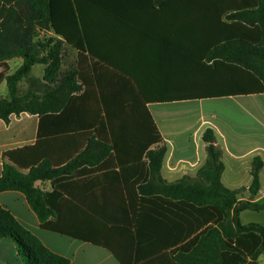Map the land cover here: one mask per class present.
I'll list each match as a JSON object with an SVG mask.
<instances>
[{"label": "trees", "instance_id": "obj_1", "mask_svg": "<svg viewBox=\"0 0 264 264\" xmlns=\"http://www.w3.org/2000/svg\"><path fill=\"white\" fill-rule=\"evenodd\" d=\"M245 10L248 16L242 15ZM263 11L264 0H0V83L6 82L9 94V99L0 98V119L8 123L12 114L21 112L39 116L36 142L3 152L0 192H21L41 227L83 235L111 250L120 264H256L264 253V226L241 224L238 214L247 208L264 210V202L252 200L259 192L262 160H252L251 199L239 200L241 190L221 183V151L209 128L203 134L207 159L199 171L205 181L167 182L159 173L166 147L149 149L161 136L145 104L264 92V60H259L264 31L257 23ZM148 14L171 24L174 38L192 41L180 46L184 54L178 58L195 66L197 78L188 81L183 73H168L173 62L164 63V56L145 64L144 41L142 46L130 45L140 44L134 27ZM41 29L53 35L34 40ZM65 43L77 50V61L58 77ZM225 44L258 54L259 65L225 56ZM16 57L22 63L9 73L6 61ZM127 58L132 67L121 65ZM35 64L46 65L41 78L31 73ZM99 64L118 75L103 77ZM22 78L38 86L23 100L16 95ZM185 83L189 92H170ZM129 120L142 122L139 141L132 144L137 158L118 154L116 125ZM97 171L107 172L114 192L118 183L125 186L128 217L110 222L98 211L78 208L90 216L88 222L58 221L66 207L56 185ZM36 180H50L54 189L42 191ZM121 226L132 241L131 252L118 253L110 244L111 234ZM4 237L21 247L23 264H69L0 205V239Z\"/></svg>", "mask_w": 264, "mask_h": 264}, {"label": "crops", "instance_id": "obj_2", "mask_svg": "<svg viewBox=\"0 0 264 264\" xmlns=\"http://www.w3.org/2000/svg\"><path fill=\"white\" fill-rule=\"evenodd\" d=\"M152 11L153 9H149V12ZM232 12L234 11L224 14L222 20H227V16ZM260 13L262 14L258 13L257 16L262 23H257L264 31V11ZM242 15L248 16L249 10L242 11ZM163 19L149 16L143 24L134 27L137 31L136 39L140 41V44L132 41L130 45L142 46V41H144L143 45L147 48L145 64H154L155 59L164 56V63L169 65V62H173V68L168 73L173 75L183 73L188 81L197 78L195 66L181 57L178 58L184 54L179 50L180 46L192 45V41L174 38L170 33L172 25L164 22ZM47 32L53 35L52 32ZM228 46H233V44H225L223 47ZM74 50L75 61H77V50ZM169 56L172 58L169 59ZM14 60L19 61L18 65L22 63L20 57L8 59L6 62L9 69L10 63ZM132 63L131 58L121 61L124 67H129ZM99 69L103 77L114 76V73L118 75L116 72L102 69L100 64ZM179 86V90L182 91L170 92L183 94L190 91V89L187 90L189 83ZM145 107L161 136V141L150 145L149 149L162 145L166 147L159 171L163 179L167 182L180 179H187L191 182L199 181V171L207 159L203 134L210 128L214 134V145L221 151L220 160L223 170L220 180L223 186L231 190H241L238 195L239 200L251 199L248 187L252 182V160L254 157H259L263 162L259 172L260 188L252 200L259 203L264 202V92L149 102L145 104ZM117 123L116 134L118 136L120 134L118 154L121 158L132 156L137 158L138 150L132 148V144L139 141L142 122L129 120ZM144 126L147 128L146 120ZM38 131L39 116L36 114L28 112L12 114L8 123L0 119V174L3 152L34 144ZM123 131L124 137H122ZM142 158H145L144 153ZM113 170L118 172L119 168L115 167ZM105 173L107 172L97 171L56 185V189L63 193L62 201L66 207L58 221L65 224L88 222L90 216L83 214L78 208L98 211L110 222H122L128 217L130 213L126 193H124L126 192L125 186L118 183L114 192ZM130 180L131 177L128 182ZM34 185L45 192H51L54 189L50 180H36ZM243 193H246L245 196ZM0 205L7 209L47 250L67 259L69 264H120L111 250L87 241L83 235L82 237L73 236L41 227L36 214L28 205L25 196L19 191H1ZM71 209H76V211L72 212ZM238 218L241 224L257 223L264 226V210L243 209L239 212ZM49 220L55 221L56 217H49ZM124 229L123 226L121 229L117 227L116 233L110 236V244L118 253L131 252L132 249V241L130 236L129 239L126 236L128 232L122 231ZM146 248L147 245L144 253L147 251ZM22 253L21 247L11 238L0 239V264H23ZM256 262V264H264V253L257 258Z\"/></svg>", "mask_w": 264, "mask_h": 264}, {"label": "rangeland", "instance_id": "obj_3", "mask_svg": "<svg viewBox=\"0 0 264 264\" xmlns=\"http://www.w3.org/2000/svg\"><path fill=\"white\" fill-rule=\"evenodd\" d=\"M38 29V28H37ZM37 37H34V40L42 37L43 35H49V33L44 30H37ZM221 52L224 55H228L234 58H245L246 60H251L256 62L258 64V54L254 52H249V50L244 49L240 45H235V46H228V47H223L221 49ZM76 53L75 50L67 44L63 45V49L61 51V56H60V67L58 69V77H61L65 75L68 71L73 69L76 65ZM259 60H264V56H260ZM260 63V62H259ZM19 61L14 60L10 63V69L9 72H13L19 65ZM259 65V64H258ZM46 65L44 64H36L33 66L31 73L34 76H38L41 78L43 76V71ZM264 66V64L262 65ZM1 69V66H0ZM264 69V67H263ZM38 86H32L30 81L27 78H22L18 84H17V90H16V95L20 97L22 100L25 99V96L28 92L30 91H35L37 92ZM0 98L1 99H9V94H8V89L6 82L3 81L2 84H0ZM199 181H194V182H199L203 183L205 180L203 178V174L199 173ZM246 193H243V196H245Z\"/></svg>", "mask_w": 264, "mask_h": 264}]
</instances>
